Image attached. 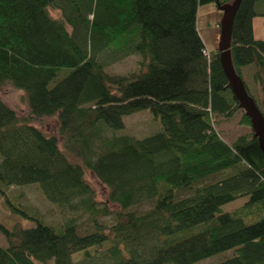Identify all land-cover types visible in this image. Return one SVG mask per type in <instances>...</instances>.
Masks as SVG:
<instances>
[{
	"label": "trees",
	"instance_id": "trees-1",
	"mask_svg": "<svg viewBox=\"0 0 264 264\" xmlns=\"http://www.w3.org/2000/svg\"><path fill=\"white\" fill-rule=\"evenodd\" d=\"M228 1L0 0V86L21 90L28 110L19 116L0 97V196L32 222L0 220V264H200L229 248L235 254L214 264H264V152L217 47L205 46L196 25L199 5ZM255 15L264 17V0H241L230 53L242 79L253 66L264 116ZM129 55L138 57L132 70L106 68ZM142 109L159 130L118 133L123 117ZM236 112L250 131L228 142L215 123ZM48 116L57 133L33 122ZM86 170L116 208L97 205ZM31 183L50 202L88 213V226L70 217L56 228L35 206L13 203L9 187Z\"/></svg>",
	"mask_w": 264,
	"mask_h": 264
},
{
	"label": "rangeland",
	"instance_id": "rangeland-1",
	"mask_svg": "<svg viewBox=\"0 0 264 264\" xmlns=\"http://www.w3.org/2000/svg\"><path fill=\"white\" fill-rule=\"evenodd\" d=\"M53 15H57L56 10H51ZM221 17V11L217 8L214 2L203 3L198 6L196 25L199 34L208 49H213L217 46L219 36V25L216 24ZM253 35L256 38H264V17L255 15L252 19ZM138 57L129 55L115 63H110L106 68L116 73H124L132 70L136 66ZM253 66H245L243 69V79L246 81L249 92L253 95L258 106L263 105V95L251 78ZM0 97L3 101L14 108L19 116H25L28 113L27 105L24 100L23 92L10 84L0 86ZM241 112H236L230 118H218L215 123V128L221 133L223 138L231 142L237 135L250 131L249 128L240 124ZM124 128L118 133H128L137 138H142L159 130V122L154 119L147 109L138 110L123 117ZM38 127L46 133H57L58 122L55 116L43 117L33 121ZM85 178L91 185L94 191V198L97 205L102 203L108 204L107 188L88 170L85 171ZM19 194V196H17ZM9 196L12 197L13 203H22L23 205L35 206L40 212L42 218L56 228H60L62 223L70 217H74L75 221L83 227L88 226V213L82 210H70L67 207L59 206L50 202L36 183L25 185H12L9 187ZM246 201V197L237 198L234 201L226 203L222 206V210H232L241 206ZM110 208H116L110 205ZM110 215H99L98 219L107 222ZM0 220L7 226H11L14 222L22 226H29L32 222L22 218L18 214L10 213L8 206L0 196ZM0 244L7 245L5 238L0 234ZM109 242L104 243L101 247H92L89 250L95 251L105 250L109 246ZM235 254L234 248H229L218 252L210 257L200 260V264H214L223 259H226ZM83 251H78L73 254V259H81ZM47 264H51L50 262Z\"/></svg>",
	"mask_w": 264,
	"mask_h": 264
},
{
	"label": "water",
	"instance_id": "water-1",
	"mask_svg": "<svg viewBox=\"0 0 264 264\" xmlns=\"http://www.w3.org/2000/svg\"><path fill=\"white\" fill-rule=\"evenodd\" d=\"M240 1L230 0L217 5L221 11V17L219 19V36L216 47L221 67L228 80V85L238 102V106L249 118L253 136L257 138L258 144L264 152V116L254 98L248 94L243 79L236 73L230 53L232 25Z\"/></svg>",
	"mask_w": 264,
	"mask_h": 264
},
{
	"label": "crops",
	"instance_id": "crops-1",
	"mask_svg": "<svg viewBox=\"0 0 264 264\" xmlns=\"http://www.w3.org/2000/svg\"><path fill=\"white\" fill-rule=\"evenodd\" d=\"M216 24H218V25H219V20H218V21H216Z\"/></svg>",
	"mask_w": 264,
	"mask_h": 264
}]
</instances>
